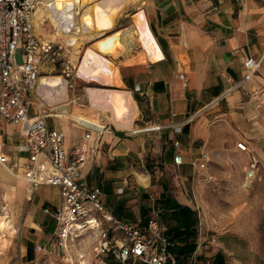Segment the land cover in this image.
I'll return each mask as SVG.
<instances>
[{"label": "crops", "instance_id": "obj_1", "mask_svg": "<svg viewBox=\"0 0 264 264\" xmlns=\"http://www.w3.org/2000/svg\"><path fill=\"white\" fill-rule=\"evenodd\" d=\"M144 9L164 58L148 64L122 66L130 67L127 74L121 67L126 87L133 91L139 105L141 115L136 127L141 131L118 129L112 123L114 128L102 134L98 152L84 165L82 176L103 189L107 207L123 221L137 223L145 229L149 218L158 211L168 228L162 216L166 212L161 206L162 199L196 209L187 196L173 194L166 181L159 184L154 174L137 170L136 165L146 149L147 133L157 132L161 164L175 166L184 183L195 180L189 169L193 159L200 158L204 152L209 156L225 154L227 164H241L245 160L249 163L248 155L238 148L240 141H246L264 164L262 155L256 153L255 142L258 137L264 138V124L254 112L256 104L264 101V59L260 71L240 84L249 74L246 61L260 59L264 54V0H145ZM183 56L187 62L182 60ZM181 73H186L189 87L183 85ZM182 122L181 131L172 126ZM73 126L53 127L66 133V148L70 153L84 140L85 133L77 123ZM19 129L13 124L5 125V151L16 166L27 159L17 153L22 138ZM134 133L142 135L135 138ZM178 152L184 158L181 165L175 163ZM210 161L205 170L199 169L207 177L213 175L208 172ZM141 173L146 181H142ZM19 180L28 192L27 183ZM157 185L162 190L154 198L150 190ZM45 207H51L50 203L43 202V211ZM34 208L30 217L40 227L32 225L31 228L43 230V222L35 221L38 207ZM45 228L52 234L54 222L50 219ZM192 228L195 235L189 240L173 238L167 229V234L176 241L174 251L179 264H204L210 256L216 259L218 252L207 257L197 253L202 235H209L208 229L197 222ZM192 244L196 245L194 252H183L184 247ZM92 262L118 264L109 257Z\"/></svg>", "mask_w": 264, "mask_h": 264}, {"label": "built area", "instance_id": "obj_2", "mask_svg": "<svg viewBox=\"0 0 264 264\" xmlns=\"http://www.w3.org/2000/svg\"><path fill=\"white\" fill-rule=\"evenodd\" d=\"M46 1L51 0H0V165L27 183L29 201H33L44 185L61 189L60 204L56 208L44 209L54 222L50 242L55 241L65 249L70 241L90 239L96 255L94 259L98 262L109 257L118 264H179L174 251L176 241L167 234L168 228L158 211L149 218L145 229L137 223L125 222L107 207L103 189L82 176L84 165L96 155L101 136L111 129L112 123L98 126L78 124L85 131L84 140L76 144L72 153L66 148V133L50 126V118L63 117L60 107L65 102L50 105L42 96L41 89L59 88L61 83L57 79L61 75H57V67L66 57L62 44L36 31L34 17L40 8L49 10ZM48 19L52 22L51 18ZM19 54L22 62L18 61ZM263 59L264 54L260 59L246 61L249 74L240 84L252 73L260 71ZM65 61L69 62V59ZM65 61L62 64L69 67L71 64ZM63 76L69 80L70 92L77 85L75 78L82 79L77 68H66ZM180 78L183 85L189 87L186 73H181ZM254 112L264 124V101L256 104ZM6 124L20 128L22 138L17 145V153L27 159L18 166L12 164L9 153L5 151ZM183 125L184 122L172 126L181 131ZM175 145L178 148L180 142ZM238 148L249 157L244 181V187L249 188L259 176L261 163L246 141L238 142ZM209 161L210 156L204 152L200 158L193 159L192 164L205 170ZM183 162V155L178 152L175 163L181 165ZM208 178L213 179L214 176L209 175ZM202 236L197 253L202 252L205 244L210 245L207 247L211 254L217 253L218 237L214 234ZM39 250H47V245H39ZM204 264H216L214 257L210 256Z\"/></svg>", "mask_w": 264, "mask_h": 264}, {"label": "rangeland", "instance_id": "obj_3", "mask_svg": "<svg viewBox=\"0 0 264 264\" xmlns=\"http://www.w3.org/2000/svg\"><path fill=\"white\" fill-rule=\"evenodd\" d=\"M129 24H131V17H123L115 29H121ZM41 25L46 31H51V34L56 32L50 19ZM37 33L63 45V55L69 59V62L65 61L66 58L60 60L57 75H63L66 68H76L75 64L79 63L80 57H75L77 49L74 46L70 47L61 39H53L50 35L46 36L41 30H37ZM18 61L22 62L21 54L18 55ZM63 61L71 65L65 67L62 64ZM129 68L122 67L123 73L127 74ZM75 80L77 85L70 92V101L60 107V110L68 113L70 117L49 119L51 127H66L67 125L74 127L73 124L76 121L72 115L77 113L98 117L95 112L88 111L89 101L86 87L93 83H87L78 78ZM79 97L80 99H77ZM76 105L80 110L74 109ZM104 121L105 123L109 122L106 118ZM112 127L114 128L113 125ZM140 135L142 134L134 133L133 137L138 138ZM147 135L146 149L141 155L140 163L136 165L139 167L137 170H142L147 175L154 174V178L159 184L166 181L173 194L187 196L195 209L200 211L201 225L208 229L207 232L210 235L214 234L218 237L217 248L225 255L227 264H264V164L260 165L258 178L249 188H245V171L248 161L245 160L241 164L239 162L227 164L225 154L211 153L208 172L213 174L214 178L209 179L206 174L192 165L189 170L196 178L191 184H188L178 176L175 166L161 164L162 154L158 149L157 132L147 133ZM255 142L256 153L262 155L264 160V138L258 137ZM197 157L199 156L197 155ZM9 171L13 173L11 170ZM143 176L141 173L142 181H146ZM10 187L12 184L4 182L0 176V264H92L96 255L93 252V244L90 239L70 241V244L67 243L68 249L61 248L55 241L50 242L51 233L45 228L50 217L45 215L41 205L47 201L51 207L56 208L62 200L59 187L42 186L33 203L27 199V188L21 182L17 187V192H12ZM161 190V185H157L150 191L156 198ZM187 191L189 195H187ZM34 207H38L39 212L35 221L38 222L40 219L43 222L41 224L43 230L31 228L32 225L40 227L30 217L35 212ZM2 222H6L7 225L1 227ZM13 227L16 232H13ZM39 245H47V250H39ZM28 246L34 249L33 260L29 263L27 262L31 258L27 257ZM207 246L210 245L205 244L202 250L204 257L211 254V250Z\"/></svg>", "mask_w": 264, "mask_h": 264}, {"label": "bare ground", "instance_id": "obj_4", "mask_svg": "<svg viewBox=\"0 0 264 264\" xmlns=\"http://www.w3.org/2000/svg\"><path fill=\"white\" fill-rule=\"evenodd\" d=\"M144 5L145 0H51L46 1L49 10L40 8L35 15L37 30L77 49L74 55L80 60L75 66L85 82L93 83L86 87L88 111L95 112L98 117L73 114L77 124L103 125L106 118L118 129L141 131L136 127L141 115L139 105L133 91L126 87L121 67L148 64L164 58L150 29ZM128 16L131 24L115 29L120 19ZM48 18L56 25L53 34L41 25ZM182 60L187 62L185 56ZM57 81L61 83L59 88L43 87L41 94L50 105L67 104L71 98L69 80L61 75ZM74 109L80 110L77 105ZM61 114L70 117L68 113ZM0 176L4 182L12 184V192H17L21 181L14 173L1 166ZM6 225V222L1 223V227ZM13 232H16L14 227Z\"/></svg>", "mask_w": 264, "mask_h": 264}, {"label": "trees", "instance_id": "obj_5", "mask_svg": "<svg viewBox=\"0 0 264 264\" xmlns=\"http://www.w3.org/2000/svg\"><path fill=\"white\" fill-rule=\"evenodd\" d=\"M162 208H164L163 219L168 224V233L173 236V238H185L189 240L192 236L195 235V229L192 228L196 222L200 223V218L197 210H193L189 206L181 205L174 203L170 199H162ZM196 213V214H194ZM177 221V224L175 223ZM53 229V227H51ZM185 228V231L181 229ZM189 243V242H188ZM193 243V242H191ZM196 249V245H188L183 248V252L192 253ZM34 249L31 246H28L27 257L31 258L29 261L33 260ZM217 264H225L226 259L224 254L221 251H218L215 259Z\"/></svg>", "mask_w": 264, "mask_h": 264}]
</instances>
